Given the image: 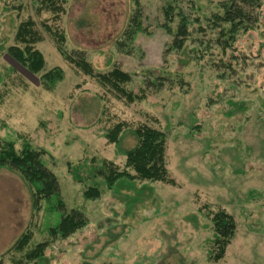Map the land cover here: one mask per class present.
Listing matches in <instances>:
<instances>
[{"label":"rangeland","instance_id":"rangeland-1","mask_svg":"<svg viewBox=\"0 0 264 264\" xmlns=\"http://www.w3.org/2000/svg\"><path fill=\"white\" fill-rule=\"evenodd\" d=\"M218 1L182 5L202 20ZM36 5L0 0V138L17 150L25 142L39 149L59 191L35 203L26 183L0 167V264H264V0L234 45V70L223 76L211 65L219 54L214 31L193 33L183 53L165 52L172 36L160 26L161 0H66L58 21ZM138 9L146 30L130 44L124 31ZM27 18L41 37L35 47L44 67L37 74L7 53ZM42 23L58 28L65 52L80 54L94 71L117 66L131 73L126 87L134 93L147 72L171 81L146 87L143 100L128 104L66 61ZM203 45L208 50L198 58ZM53 67L62 77L45 88L41 74ZM118 122L126 125L116 146L106 134ZM138 124L165 132V167L175 186L136 181L112 191L81 168L73 178V168L91 159L122 168L121 151L135 144ZM91 188L98 196H86ZM58 198L65 212L75 209L86 221L65 237L51 234L61 217ZM217 209L236 226L224 256L213 261L210 217ZM23 235L29 242L19 251ZM38 243H45L41 258L20 261Z\"/></svg>","mask_w":264,"mask_h":264},{"label":"trees","instance_id":"trees-1","mask_svg":"<svg viewBox=\"0 0 264 264\" xmlns=\"http://www.w3.org/2000/svg\"><path fill=\"white\" fill-rule=\"evenodd\" d=\"M182 1L161 0L160 9L163 22L160 26L167 34L172 36L165 52L175 51L183 53L186 42L192 39L193 33L198 35V32H202L204 35L206 30L209 29L214 31V49L219 53L218 56L211 58V65L217 70L219 76H223L224 73H231L234 70L235 60L237 59L232 52L234 45L239 34L251 29L256 23L261 0H219L216 3V10L210 16H203L202 20L198 16L191 18L185 12ZM65 2L66 0H37L35 10L37 13H41V11L50 12L53 19L58 21L60 14L64 11L63 5ZM140 16L138 9L130 17L127 28L124 31V37L130 44H132L138 32L146 30L142 26ZM34 25L32 18L22 20L18 24L15 33V39L18 44L9 46L7 53L27 71L37 74L44 67V59L35 47V43L40 41L41 37L34 30ZM42 25L44 29L49 31L57 51L66 61L70 62L83 74L94 78L101 86L128 104L143 100L147 95L146 87L151 86L159 89L164 81H171L170 77L147 72L146 82L139 88L138 93H134L126 87V84L132 81L133 76L131 73L117 66H113L106 72L94 71L92 65L80 54L71 55L65 52L63 48L64 36L58 28H51L45 23H42ZM198 39L195 38V40ZM199 42L201 44V41ZM119 44L122 48L125 45L128 46L125 41H119ZM207 50L203 45L197 52L198 58L205 55ZM228 51H230V54ZM208 60L210 59L208 58ZM61 77L62 70L58 67H53L41 74L40 80L45 88H49V83L60 80ZM180 83L182 84V82ZM125 125L124 122L115 123L106 134L107 141L118 146L125 130ZM131 133L135 137V144L121 151V154L125 156V163L122 168L115 166L109 161L91 159L88 167L83 163L73 168V178L78 179V169L81 168L83 172L88 173L87 175H91L90 177H93V175L101 176L107 188L112 191H118L120 187L122 188V185L129 187L136 181L161 182L175 186L176 183L169 177L165 167V132L147 124H138L131 130ZM42 155L39 149L31 147L26 142L17 150L13 142L0 138V167L12 171L26 183L35 203L42 198L49 199L51 196L57 195L59 191L58 179L43 161ZM98 194L97 188L86 190V196L96 197ZM55 206L60 210L61 217L55 229L51 230V234L55 233L65 237L86 225L81 212L75 209L70 213L64 211V204L61 199L58 198L56 200ZM210 221L213 229L211 258L213 261H218L224 256L226 247L234 236L236 224L232 215L224 209H217L212 213ZM28 242L29 237L27 235L20 236L15 247L22 251ZM44 246L45 243L34 245L31 250L24 252L20 261L24 259L34 261L41 258Z\"/></svg>","mask_w":264,"mask_h":264}]
</instances>
